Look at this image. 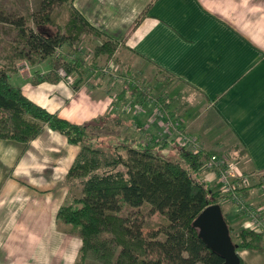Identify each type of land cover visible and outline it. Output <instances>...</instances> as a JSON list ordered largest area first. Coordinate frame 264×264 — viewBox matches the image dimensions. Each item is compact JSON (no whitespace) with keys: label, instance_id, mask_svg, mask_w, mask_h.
Here are the masks:
<instances>
[{"label":"crops","instance_id":"crops-1","mask_svg":"<svg viewBox=\"0 0 264 264\" xmlns=\"http://www.w3.org/2000/svg\"><path fill=\"white\" fill-rule=\"evenodd\" d=\"M72 2L90 24L118 40L108 59L114 71H92L71 85L59 76L36 81L37 70L18 67L10 82L73 122L107 116L118 122L120 135L164 140L160 119L174 121L194 138V149L238 167L246 181L236 194L264 219V0ZM140 76L154 78L156 96L135 87ZM78 149L47 124L26 142L0 137V264H73L80 241L70 242L56 210L68 194L66 174ZM200 173L219 189L214 169ZM220 205L231 230L248 228L236 201L221 197ZM253 230L264 232V223ZM236 250L245 264H264V249Z\"/></svg>","mask_w":264,"mask_h":264},{"label":"trees","instance_id":"trees-1","mask_svg":"<svg viewBox=\"0 0 264 264\" xmlns=\"http://www.w3.org/2000/svg\"><path fill=\"white\" fill-rule=\"evenodd\" d=\"M146 9L147 5L128 30ZM82 34L103 36L93 46L94 55H111L118 45L117 39L90 24L72 0H36L34 8L31 0H0V137L26 142L47 124L79 145L66 174L68 194L56 210L58 222L73 227L80 237L73 264H222L223 258L192 224L202 208L220 203L222 197L200 173L208 151L181 144L174 134L164 140L122 136L103 143L89 134L88 126H99L104 116L73 122L10 82L20 61L35 65L44 60L51 69L36 71V81L57 78L54 68L64 65L78 70L77 85L84 74L83 58H67L56 49H74ZM161 147L173 149L176 157L163 155ZM143 205L168 225L145 234ZM224 219L230 233L231 225ZM230 236L236 248L264 249L263 231L241 227ZM239 261L245 264L240 256Z\"/></svg>","mask_w":264,"mask_h":264},{"label":"rangeland","instance_id":"rangeland-1","mask_svg":"<svg viewBox=\"0 0 264 264\" xmlns=\"http://www.w3.org/2000/svg\"><path fill=\"white\" fill-rule=\"evenodd\" d=\"M35 4H36V0H31V5H32L33 8L35 7ZM137 15H135V18H136ZM133 20H132V22H133ZM132 22L129 23V25L124 30L123 34H126L128 31H130L128 29H129V26H130V24ZM102 38H103V36L102 37L101 36H90V35H87V34L86 35L82 34L80 41L78 42L77 46L74 49H71V50L67 51V47L66 46H61V48L59 50L61 54L65 53L67 55H70L71 57L72 56H81L83 58V63L84 64L81 65V68L84 71V74L82 76V80L87 79V77L91 76L92 71L96 72V71L100 70V68H102L104 66H107V65L110 66L109 62H108V59L113 57V53H114L115 50L113 51V53L111 55H106L104 53H101L99 55L98 54L94 55V53H93V46L96 43L100 42L102 40ZM117 47H118V45H117ZM23 62L24 61H20L18 63L19 67H21L23 65ZM25 62L28 63L27 61H25ZM30 65L31 64L28 63V66H29L30 70L34 69V70H37V71H39V70H43L44 71V68L49 66V65H47V63L44 60L42 62H39V63L33 65L32 67H30ZM59 66L60 65H58L57 67H59ZM61 66L66 71L71 72L72 74H74L75 81L77 80V77H78V74H79L77 69L68 70L64 65H61ZM57 67L54 68L55 73H56ZM111 68H112V65H111ZM50 69H51V67H50ZM99 72L102 73V75L105 74V72H102L101 70ZM31 73H33V71ZM56 75H57V73H56ZM157 75H158V78L163 77L159 73ZM111 77L115 78L114 75H112ZM154 77L156 78L157 76H155V74H154ZM152 79L153 80L151 81L152 82L151 83V82L148 81V77H144V79L141 80V76H140V79L138 81L136 80L138 82V84H136L135 87H139L138 90L140 92H141V90H143V92L146 95L147 94H151V95H155L156 96L158 92H157L156 88H154L155 84L153 82L155 80H154V78H152ZM147 82H148V84H147ZM134 85L135 84L133 83V86ZM144 90H146V91H144ZM121 105H123V106L120 109H122L125 112L128 111V109H125L124 105H126V104L124 102H121ZM97 124H99V126H97V127L96 126H93V127L92 126H88V132L91 135H97L98 139L101 142H103V143H108V142L113 143V142L117 141V138H121L122 136H130V135H127V134H125V135H120L119 133H118L119 135L116 134L117 130H120V126L118 125V122H115V120L112 121L107 116L103 117L102 120H99ZM121 132H123L122 129H121ZM165 135L166 134L162 135V137H164ZM158 138H160V137H158ZM145 140L148 141V138H146ZM194 146L191 145L190 148H195ZM160 151H161V153L163 155H167L168 157H171V158L176 157V155H177L173 149L167 148V147H161ZM202 169H211V168L203 166ZM212 170H213V168H212ZM214 170L216 172L215 174H216V182H217L218 172L216 171V169H214ZM237 170H238V167H237ZM216 184H217V186H219L218 182ZM142 212H143V225L142 226H143V232L145 234L153 232V231L157 230V228L164 227V226L168 225L167 224V220L162 215H160L159 213H157V212L149 213L148 210H147V205H143L142 206ZM65 226H67L68 230H69L70 242L72 243V240H73L72 238H74V237H78V239L80 241V237H79V234L77 233V231L73 227H71L70 225H65ZM237 230L233 228L231 230V232H230L231 235H234V232H236Z\"/></svg>","mask_w":264,"mask_h":264},{"label":"built area","instance_id":"built-area-1","mask_svg":"<svg viewBox=\"0 0 264 264\" xmlns=\"http://www.w3.org/2000/svg\"><path fill=\"white\" fill-rule=\"evenodd\" d=\"M56 52H59V48L56 49ZM110 66H104L100 68L102 72H113L114 69ZM29 68L28 63L25 61L23 65L20 67L22 68ZM49 72L50 69L45 70ZM57 75L62 78L68 84L73 85L75 83L74 74L71 72L66 71L61 65L56 69ZM114 74V73H113ZM159 114L162 113L159 111ZM160 135H169L174 134L176 136L177 142L181 144H192L194 145V138L190 135L185 134L181 129H179L178 125L169 119H160ZM165 135V136H166ZM203 166L216 169L218 172L217 175V182L219 183V190L222 194V199L225 198L226 200H234L236 201L240 207L244 208L245 216L248 220L247 226L250 229H256L261 227L264 223V219L258 212V208H253L250 206L245 205L242 198L236 194V187L241 183L246 181V178L241 175L235 165L232 162H228L226 157L218 156L216 154H210L208 158L205 160Z\"/></svg>","mask_w":264,"mask_h":264},{"label":"water","instance_id":"water-1","mask_svg":"<svg viewBox=\"0 0 264 264\" xmlns=\"http://www.w3.org/2000/svg\"><path fill=\"white\" fill-rule=\"evenodd\" d=\"M192 224L204 243L223 258L222 264H240L220 203L206 205L195 216Z\"/></svg>","mask_w":264,"mask_h":264}]
</instances>
